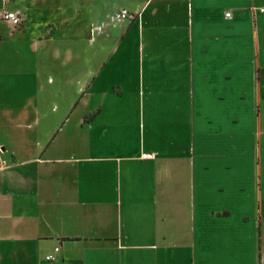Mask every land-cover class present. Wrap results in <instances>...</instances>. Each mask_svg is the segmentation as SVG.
<instances>
[{
    "label": "crops",
    "instance_id": "crops-1",
    "mask_svg": "<svg viewBox=\"0 0 264 264\" xmlns=\"http://www.w3.org/2000/svg\"><path fill=\"white\" fill-rule=\"evenodd\" d=\"M247 1H0L26 11L0 44L66 76L50 107L43 84L0 93V264H264V0ZM120 7L134 18L100 36Z\"/></svg>",
    "mask_w": 264,
    "mask_h": 264
},
{
    "label": "rangeland",
    "instance_id": "rangeland-1",
    "mask_svg": "<svg viewBox=\"0 0 264 264\" xmlns=\"http://www.w3.org/2000/svg\"><path fill=\"white\" fill-rule=\"evenodd\" d=\"M1 1V0H0ZM10 1H15V0H8ZM223 1V0H222ZM247 1V0H246ZM8 2V3H9ZM249 3V5H251V0L247 1ZM256 0L254 1V5H256ZM21 8V7H19ZM122 7H120L121 9ZM228 9H231V7H229ZM12 10H21L20 12L22 13H26V11L24 9H12ZM117 10H119L118 8L115 9V11L111 12L110 15L106 16V18L103 20L104 24H102V32L100 36H106L107 33L110 34L112 30H109L108 32L106 31V27L109 26H117L121 23H123L124 21H128L127 19H123L120 22H116V21H112V14H114ZM4 11H11V8L9 7V5L4 6H0V30H7V29H11L6 21H4L2 19V13ZM22 15V14H21ZM135 15V14H134ZM22 17V16H21ZM130 21V20H129ZM99 27H93L90 30V36H89V42L93 41L94 39V34H96L97 32H100V28ZM104 27V28H103ZM120 27V26H119ZM2 43L0 44V57L2 58H13L14 63H16L17 66L11 68L13 69V71L10 70H3L0 69V93L4 94L5 92H9L12 88V90L17 89V84H22L25 83L23 81H29L31 82L32 87L35 89V92H39V86H45V104L46 106L50 107L52 106V95H48L49 90L51 89H55L58 87H64L65 81H66V76H64L65 78H55V82L51 85H47V78L48 76L51 77L52 73L55 74V72H58L60 74L61 77V72L63 73L61 67L58 65V62H54V61H50V65L49 67L47 65H43V60L41 59V57L35 60H37V65L33 66L29 64V58L27 60V58H25V56H23V54H27V50L24 48V45L20 42H18L16 39H12L10 38L7 34L2 35ZM20 47L24 48V51L20 50ZM50 49V48H49ZM48 52V51H47ZM46 54V53H45ZM33 60V59H32ZM24 64V65H23ZM39 67L41 70H43V68H47L45 71L46 72H42L40 73L39 77L35 76V72H36V67ZM100 68V67H99ZM160 69H164V68H160ZM169 69V68H168ZM28 76V77H27ZM14 83L13 85H11L10 83ZM69 87V85H67ZM69 89V88H68ZM71 90H73V88L70 87ZM29 90V89H28ZM31 90V87H30ZM116 92L118 93V91L120 89H115ZM36 97H40L42 98L41 95H37ZM43 100V101H44ZM43 101L40 100V103H43ZM88 116H86L85 118H87ZM208 150V148H206ZM211 152H215L212 149L210 150ZM218 151V149L216 150V152ZM219 152V151H218Z\"/></svg>",
    "mask_w": 264,
    "mask_h": 264
},
{
    "label": "built area",
    "instance_id": "built-area-1",
    "mask_svg": "<svg viewBox=\"0 0 264 264\" xmlns=\"http://www.w3.org/2000/svg\"><path fill=\"white\" fill-rule=\"evenodd\" d=\"M260 12H264V5L259 8ZM22 13L19 10H11L4 11L2 13V19L9 23L12 26H18L22 22L21 15ZM226 18L231 17V12L225 13ZM134 18V14L125 8H121L117 10L114 14H112V21L120 22L123 19L132 20ZM59 251V247L54 248V252ZM53 254H49L45 257V260H52Z\"/></svg>",
    "mask_w": 264,
    "mask_h": 264
}]
</instances>
